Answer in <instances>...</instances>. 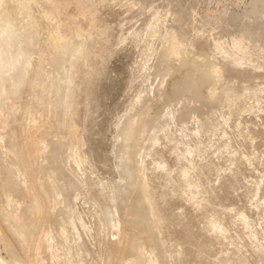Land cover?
<instances>
[{
  "label": "rangeland",
  "instance_id": "374dc122",
  "mask_svg": "<svg viewBox=\"0 0 264 264\" xmlns=\"http://www.w3.org/2000/svg\"><path fill=\"white\" fill-rule=\"evenodd\" d=\"M4 8L1 60L19 58L29 22L35 49L55 56L12 98L41 124L43 264H264V0ZM50 37L74 45L47 47ZM16 124L0 117L2 158ZM28 187L24 235L41 225ZM11 247L21 257L5 234L0 256Z\"/></svg>",
  "mask_w": 264,
  "mask_h": 264
},
{
  "label": "bare ground",
  "instance_id": "6f19581e",
  "mask_svg": "<svg viewBox=\"0 0 264 264\" xmlns=\"http://www.w3.org/2000/svg\"><path fill=\"white\" fill-rule=\"evenodd\" d=\"M6 2H8V0H0V35H2L0 39V54L2 56L4 55V53L1 52L4 39L2 24L4 23L3 20H5L6 10L4 8V3ZM23 28L27 37V44L21 49L19 58L10 56L9 59H4V62L0 57V66L2 65V67H0V117L5 119L7 126L17 121L16 127L19 139L18 143H16L12 131L9 129V132H6V137L8 138L7 149H9L8 155L4 158L0 156V242L4 241L5 234L14 236L19 243L21 257L14 256V248L11 247L12 251L6 258L0 256V264H43L41 253L45 246L44 228L48 223V217L52 210L51 195L45 189L42 180H40V173L38 172L37 163L35 162V154L42 141V136L40 135L41 124L36 121L34 122V120L29 117L27 114L28 112H25L27 107L25 108L24 103H20L21 105L17 104V100L14 101L12 98L14 97L13 95L18 92L22 84L20 80L24 75H31L29 76L31 81L35 75H38L37 73H39V70H42L41 67L55 56L50 55L53 51L52 48V51L48 54L39 51V49H35L36 39L32 35V24L30 22L24 23ZM54 38H48L47 47L51 45L56 47L74 45V43L71 42H58L56 41L57 39ZM248 39L249 37L247 36H240L237 38V41L240 44ZM165 54L167 57H170L175 53L172 49H167ZM213 70L214 69L209 64L206 72L211 74ZM36 82L37 80L34 81V83ZM207 93L208 96L214 100L218 99L220 96V93L211 86L208 87ZM20 111H22V114L15 117ZM127 129L128 126H125L122 130L126 131ZM14 144L18 145V147L15 148ZM12 147L16 150H11L10 148ZM25 169L27 172H24ZM26 174L30 177V181L26 179ZM28 185L32 192V207L34 211H41V225L38 233L24 235L20 230V218L23 210L26 208L27 202L23 197L26 190L29 188ZM39 198L43 201L41 205L38 202ZM143 198L145 201L147 200L145 194ZM136 258L138 259V256ZM119 264H123V262Z\"/></svg>",
  "mask_w": 264,
  "mask_h": 264
}]
</instances>
